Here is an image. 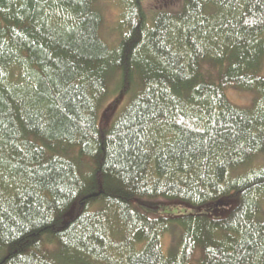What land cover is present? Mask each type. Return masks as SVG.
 Instances as JSON below:
<instances>
[{"label": "trees", "instance_id": "obj_1", "mask_svg": "<svg viewBox=\"0 0 264 264\" xmlns=\"http://www.w3.org/2000/svg\"><path fill=\"white\" fill-rule=\"evenodd\" d=\"M97 1L0 0V264H264V0Z\"/></svg>", "mask_w": 264, "mask_h": 264}, {"label": "rangeland", "instance_id": "obj_2", "mask_svg": "<svg viewBox=\"0 0 264 264\" xmlns=\"http://www.w3.org/2000/svg\"><path fill=\"white\" fill-rule=\"evenodd\" d=\"M157 0H143V7L146 9L147 13L150 15L154 8L157 6ZM96 9L102 16V25L100 28V35L103 40L109 45L116 43L119 30L117 22L121 17L122 13V0H98L95 5ZM228 99L237 106L247 107L251 103L252 95H248L244 92L238 90H228ZM115 96H110L108 101H112ZM114 102V101H113ZM106 105L108 108L110 104ZM258 161L254 164H260L264 162V157H258ZM255 167V166H254ZM261 204L264 209V196L261 197ZM141 212L149 217H178L182 215H187L189 213L195 212V208L181 202L176 201H166L162 199L155 200L153 203H149L146 208H139ZM171 238L166 235L163 239L164 250L171 246Z\"/></svg>", "mask_w": 264, "mask_h": 264}]
</instances>
